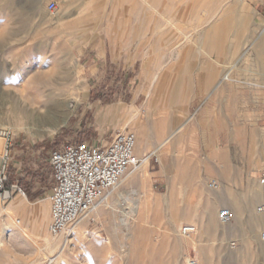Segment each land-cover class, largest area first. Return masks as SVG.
<instances>
[{
	"label": "rangeland",
	"instance_id": "1",
	"mask_svg": "<svg viewBox=\"0 0 264 264\" xmlns=\"http://www.w3.org/2000/svg\"><path fill=\"white\" fill-rule=\"evenodd\" d=\"M52 2L54 12L49 10ZM254 6V0H0V170L9 152V184L19 185L28 198L15 196L28 203L19 207L31 212L30 207L44 201L49 212L45 230L50 235L52 152L73 144L105 146L125 130L169 132L174 118L181 116L182 109L176 106L187 103L157 98L160 79L180 71L173 67L175 61H199L204 66L197 72H207L221 84L228 67L253 44L232 79L222 84L240 85L264 98V35L256 39L264 20ZM109 28L119 34L114 38L116 51L99 54L94 51L99 32ZM128 31L134 36L126 37ZM164 63L171 67H149ZM48 80L53 87H42ZM59 88L66 94V110L72 113L67 122L52 136L39 129H21L20 123L26 121L17 111L16 99ZM259 105L247 102L249 121L260 117ZM254 139L261 144L264 159L263 115ZM174 142L144 166L143 175L137 170L124 178L106 202L80 220L83 229L68 236L63 254L60 249L48 253L42 242L17 236L22 225L33 232V220L28 215L6 219L4 210L14 199L5 205L0 202V264H187L189 257L200 264H264L263 258L250 260L237 247L240 239L260 240L264 233L260 173L257 179L248 174L241 181L214 179L210 176L217 170L206 165L205 150L182 154L184 147L175 149ZM190 157H200L204 163L195 164ZM21 159L18 175L15 161ZM213 183L218 187H210ZM144 200L148 201L144 210L133 213L134 204ZM222 208L236 215L231 225L221 223ZM215 217L217 224L212 225ZM5 222L13 228L11 233L2 231ZM187 224L198 232L183 239L179 229ZM238 226H255L257 231L240 238ZM260 244L264 254V242Z\"/></svg>",
	"mask_w": 264,
	"mask_h": 264
},
{
	"label": "crops",
	"instance_id": "2",
	"mask_svg": "<svg viewBox=\"0 0 264 264\" xmlns=\"http://www.w3.org/2000/svg\"><path fill=\"white\" fill-rule=\"evenodd\" d=\"M254 1L255 9L260 18L264 20V0ZM167 31L163 30L164 36L168 35L166 34ZM125 35L126 37L134 36L129 31ZM173 35L177 36L178 34ZM118 36L116 29L101 30L98 35L100 40L97 41L98 44L94 51L99 54L106 53L108 50L110 52L116 51L114 38ZM150 43L153 44V41ZM126 50L128 49L126 48ZM101 58L100 56L99 60H102ZM173 64V67L179 68L180 71L175 72L173 76L160 79L158 84L161 87L157 98L159 101L174 100L187 103L176 106L180 111L182 109L181 116L174 118L173 128L166 134L159 128L156 130L151 128L144 134L138 128L135 132L137 140L135 155L139 157L144 151L154 148L174 133L173 148L183 146L182 154H185L187 150L202 154L205 150L204 161L206 165L217 170V173L211 174L210 177L217 180L241 181L245 180L246 174H248L257 179L258 174L264 172V159L261 153V144L254 139V136L258 121L261 120L262 115L264 117V109H262L264 98L260 94L246 92L244 88H240V85L237 88L233 85H220L218 82H214L212 76L207 75V72L198 73L197 69H202L204 66V64H199V61H175ZM149 67L169 68L171 66L164 63L158 66L153 64ZM247 102H259L261 104L258 111L260 117L256 118L257 121L255 120V122L247 119ZM195 105L197 107L194 111ZM185 130L186 133L183 134ZM177 135L179 136L177 137ZM190 158L194 159L193 163L195 164L204 163L200 157ZM15 163L17 174L21 175L23 159L15 161ZM226 172H232L233 175L227 177L225 176ZM30 190L33 194L36 188L33 187ZM32 194L31 198L34 196ZM26 199L28 198L26 197ZM16 205H21V202H16ZM216 223L217 217H215L212 225ZM256 231L255 226H238L236 235L240 238L248 234L252 236ZM230 236V234L227 235L228 238ZM242 239L237 244L239 253L250 257V260L264 259V254L260 248V240L264 242L262 239L253 238L251 241Z\"/></svg>",
	"mask_w": 264,
	"mask_h": 264
},
{
	"label": "built area",
	"instance_id": "3",
	"mask_svg": "<svg viewBox=\"0 0 264 264\" xmlns=\"http://www.w3.org/2000/svg\"><path fill=\"white\" fill-rule=\"evenodd\" d=\"M50 12L56 11V3L49 4ZM228 74L222 82L230 80ZM136 135L130 131L118 132L112 141L105 146L89 145L87 143L63 146L50 155L53 187L49 200L51 203V223L49 232L59 236L71 230L82 218L95 211L108 196L122 183L124 178L139 170L142 161L135 155ZM0 170V202L4 205L11 202L15 196H26L24 190L17 184H9L8 160ZM157 155L148 158L150 162ZM258 181L264 186V172ZM210 187H218L216 183ZM219 219L224 225H231L234 215L231 209L222 208ZM16 223L21 224L17 219ZM195 225H183L179 236L189 239L196 235ZM264 241V233L261 235ZM235 247V243L231 244ZM187 264H200L195 258L189 257Z\"/></svg>",
	"mask_w": 264,
	"mask_h": 264
},
{
	"label": "bare ground",
	"instance_id": "4",
	"mask_svg": "<svg viewBox=\"0 0 264 264\" xmlns=\"http://www.w3.org/2000/svg\"><path fill=\"white\" fill-rule=\"evenodd\" d=\"M258 33H259V38H256L257 41L264 35V29ZM254 42H256V41L254 40ZM258 45L259 44H257V46ZM263 45L264 44H262V47H263ZM251 46H253V44H251V45L248 44L245 48L243 55L236 62L232 63L228 67L226 74L229 75V77H228L229 79H232L231 77H232L233 73L236 72V70L239 68V65L245 60V58L247 57V55L251 49ZM222 83L223 82H221V84ZM51 86H52V83L50 82V80L42 83V87L48 88ZM63 89H65V88H63ZM57 90L58 91L48 92V93L40 90L36 94H34V93L29 94L25 98H21V101L19 98L16 99L17 111L19 112L20 115H22L23 119L22 118L21 119L23 121H26L25 124L23 122L20 123V121H19L21 129L27 130L28 132L32 131L33 129H39V131H42V133L44 135L52 136L55 134V132L57 131V129L61 125L65 124L67 122V120L71 117L72 113L66 110V106H65V102H64L65 101L64 99L66 96L65 92L62 91V89H60V88ZM23 99L27 100V104L24 102ZM22 100H23V102H22ZM69 107L70 108L73 107L72 102L69 104ZM134 117H136V115ZM174 135L175 134L172 133L164 141L159 143L156 146L155 150L149 152L144 157H148V156L150 157L151 155H158V153H163V151L167 148V146L169 144L172 145L171 142L174 141ZM141 161H142V164H141L139 170H141L142 175H143L145 172L143 168L149 161H148V158L147 159L143 158ZM24 197H18L16 199H14L10 208L7 210H4L5 216L7 217L6 219H8V220L13 219V218H15L16 215H19L22 218H25V216H27V215L29 217H31V219L33 220V225L35 226L34 231L30 232L22 225L21 227H19L16 235L19 237H22L26 240H30V241H33L36 243L39 241L42 242L43 244H45V247H46L48 253H52L53 251L58 250V249H60L61 251L65 250V248L67 247V245L70 242V240L68 239V236L71 237V236L77 235L78 231L80 232V230L83 229V225H82L83 221H79L75 225V229H71L73 231L69 230L68 232H64L59 236H52L50 234L51 235L50 236L45 230V221L49 218V212L47 211V206L45 205V202L44 201L38 202V203H36V205H34V207H30L31 212H25V210H23V207L22 208H20L19 206H17L16 208L14 207V204L16 202H21L20 206L25 205L26 207H28L27 206L28 203ZM147 202L148 201L144 200L143 202L138 203L137 206H136V204H134L135 207H133V213H135L136 215L140 214L141 211L144 210L145 206L147 205ZM114 203H117V202L115 201ZM101 204H103V202ZM101 204L99 206H101ZM99 206H98V208H99ZM108 206L111 207L110 204H108ZM228 207L231 208L230 206H228ZM106 208H107V206H106ZM232 208H234V206ZM234 216H236V215H234ZM24 221H25V219H24ZM12 229H11V225L9 224V222H5V224L3 225L2 231L4 233H7V232L11 233ZM13 234H14V232H13ZM79 234L81 236H83V235H86V232H84L82 234L79 233ZM75 238H77V236ZM63 253H64V251L62 252V254ZM58 259H56V261ZM54 262H55V260L51 261V263H54Z\"/></svg>",
	"mask_w": 264,
	"mask_h": 264
}]
</instances>
